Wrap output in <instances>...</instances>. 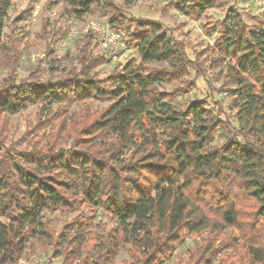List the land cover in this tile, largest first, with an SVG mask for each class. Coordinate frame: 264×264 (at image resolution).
I'll list each match as a JSON object with an SVG mask.
<instances>
[{"label":"trees","instance_id":"trees-1","mask_svg":"<svg viewBox=\"0 0 264 264\" xmlns=\"http://www.w3.org/2000/svg\"><path fill=\"white\" fill-rule=\"evenodd\" d=\"M216 1L183 0L178 8L203 14ZM61 2L74 15L105 13L115 30L126 25L140 62L100 78L95 68L108 56L93 54L88 35L75 54L47 56L18 80L21 39L5 40L12 0H0V75L8 70L0 111L41 104L42 127L59 121L57 132L35 135L26 149L0 139V263L17 264L31 241L50 239L57 251L63 247L66 264H90L96 253L98 264H117L120 250L133 258L120 264H164L190 236L209 233L178 264H264V14L249 25L231 9L220 27L215 51L227 68V114L223 101L211 107L202 99L180 110L170 104L172 93L158 90L195 62L159 22H127L122 4L132 0ZM149 62L168 68L149 70ZM62 63L70 65L61 71ZM56 73L63 77L52 78ZM90 100L109 105L94 112ZM52 211L78 213L56 233L43 220Z\"/></svg>","mask_w":264,"mask_h":264},{"label":"rangeland","instance_id":"rangeland-1","mask_svg":"<svg viewBox=\"0 0 264 264\" xmlns=\"http://www.w3.org/2000/svg\"><path fill=\"white\" fill-rule=\"evenodd\" d=\"M123 0H117L122 4ZM183 0H132L130 5H123V15L127 22L130 20H147L153 19L163 25L171 36L181 42L185 48L188 57L195 62L187 75L178 80L165 81L157 88L161 92L172 93L175 100L170 104L176 106L180 110L181 103L186 101L202 99L208 100L211 107L223 101V108L227 114L231 109L230 99L225 92L224 78L227 72L225 63H221L217 59L219 55L215 51L216 40L219 38L220 27L225 21L229 10L233 9L240 12L247 24H252V18L264 14V0H217L215 5L207 9L203 14H185L181 12L178 6ZM264 16V15H263ZM96 22L100 26L108 25V18L105 13L94 10L82 16L74 15L70 9L61 2V0H12L8 15L5 19L4 38L15 35L21 39L20 50L22 51L21 67L17 71L18 80H24L29 76V69L35 64L30 58L32 54H45V59L49 56V60L61 59L67 55L76 53L79 42L86 36L90 35V50L93 54L104 55L100 49V34L94 31L86 33V26ZM128 25V24H127ZM109 26V25H108ZM117 29L121 34L119 53L125 54L124 61L120 62L112 59L109 54L108 62L101 64L95 68V73L100 78H106L121 65L126 64L130 60L140 62L137 49L129 43L126 36V25ZM48 55H47V54ZM42 61L40 59L38 63ZM48 60L46 61V63ZM45 65V63H42ZM61 65V71L64 66ZM77 66V63L75 64ZM144 66L149 70H165L168 68L167 63L149 62ZM117 71V70H116ZM8 70H1L0 79L7 78ZM45 80L49 79V75H41ZM63 77L61 73L52 75V78L58 79ZM231 87V86H230ZM228 87V88H230ZM86 104L91 111H101L109 105L107 101L90 100ZM82 105V104H80ZM57 110L58 106L52 107ZM41 104L28 106L18 114H8L0 111V139L6 145L19 144L20 149L28 148L31 140H36L35 135L49 134L52 127L58 131L56 120L47 127L39 124L41 117ZM76 110V105L67 107L69 115ZM45 120V118H43ZM73 134L68 142H63L62 146L68 147L72 143ZM26 141V142H25ZM220 141L217 138L215 145ZM78 212L70 211L62 213L59 211L45 212L43 220L48 227L56 233H59L66 222L75 218ZM99 217L106 220V216L99 211ZM109 219L107 220V222ZM112 227L111 222L108 228ZM228 235L233 234L231 229L226 231ZM206 236L209 233L190 236L186 243L181 245L176 253L164 264H178L182 259H187V251L196 245L202 246ZM90 264H98V254H92ZM132 261L133 258L126 250H120L116 254V263ZM81 263L76 261V264ZM218 263V261H217ZM1 264V263H0ZM17 264H66L63 260V247L57 251V247L50 239L31 241L27 248L22 252Z\"/></svg>","mask_w":264,"mask_h":264},{"label":"built area","instance_id":"built-area-1","mask_svg":"<svg viewBox=\"0 0 264 264\" xmlns=\"http://www.w3.org/2000/svg\"><path fill=\"white\" fill-rule=\"evenodd\" d=\"M86 33H89L91 31L97 32L100 34V49L106 53L107 55L117 61L123 62L125 54L119 53V44L121 39V34L119 31L113 29L110 26H100L96 22L89 23L85 30ZM45 54L37 53L31 55V60L34 63H37L40 59H44ZM123 66V65H121Z\"/></svg>","mask_w":264,"mask_h":264}]
</instances>
